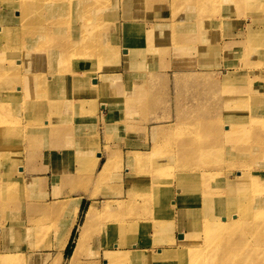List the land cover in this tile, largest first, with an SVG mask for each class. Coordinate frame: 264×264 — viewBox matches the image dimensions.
<instances>
[{
  "label": "rangeland",
  "instance_id": "obj_1",
  "mask_svg": "<svg viewBox=\"0 0 264 264\" xmlns=\"http://www.w3.org/2000/svg\"><path fill=\"white\" fill-rule=\"evenodd\" d=\"M102 1L86 14L90 25H100L93 31V39L102 44L82 46L78 54L65 57L62 67L69 72L76 63L79 66L92 58L96 88L92 90V80L76 84L58 76L59 63L54 75L43 70L50 79L42 81L36 97H28V105L24 102L26 108L22 107L20 120L12 126L14 141L7 139L10 132L5 131L0 115V142L4 135L8 154L1 157L0 152V255L17 254L19 264H56L58 238L73 217L72 211L67 213L61 207L74 198L79 199L80 210L65 253H73L82 240L83 244L86 241L80 247L85 262L98 252L101 255L104 232L92 234L91 223H84L85 212L94 200L100 208L112 201L109 212L118 213L121 208L115 200L131 206L144 198L147 192L137 194L131 202L118 198L121 177L127 182L129 158L141 162L138 167L145 170L146 163H154L149 160H161L165 168L153 175L159 179L157 185L148 186L149 181L138 178V182L136 178L132 181L142 190L149 187L158 192L161 186L172 194L164 199V226L156 227L167 235L156 236L160 240L156 244L139 237L134 243L142 254L146 249H168L172 246L168 243L175 240L176 244L179 233L187 230L188 221L192 225L201 221L189 218L176 206L184 190L181 175L189 177L183 184L186 190L192 186L222 192L226 181L243 180V175L246 179L248 171L251 185H257L260 196L264 194V11L254 10L261 3L254 7L258 0ZM82 14L74 12L37 46L38 51L53 48L50 42L57 36L65 38V44L70 37L72 41ZM141 49L148 51L141 53ZM26 57L25 52L8 67L17 63L23 67ZM138 72L144 73L143 81L136 80ZM18 95L14 90L4 98L16 103ZM43 103L52 106L46 108ZM59 105L67 106L66 112L55 108ZM48 120L52 121L49 125ZM76 141L84 143L83 150L63 152V147L75 146ZM153 144L158 146L155 151ZM200 149L205 153L187 152ZM97 152L101 153L98 169L111 155L115 158L108 178L101 180L99 173L84 171L86 166L83 168L81 162L82 157L89 161L98 157ZM236 153L240 158L234 156ZM221 160H226L225 169L221 166L213 179L200 180L192 172L178 171L179 166L205 167ZM155 192L153 199L159 195ZM205 200L215 203L216 195L212 192ZM197 201L195 192L186 207L199 206ZM241 211L238 209V214ZM103 213L104 209L101 216ZM238 219L240 224L223 230L226 237L206 238L202 245L206 250H226L229 261L236 264H264V207L252 212L251 218ZM156 229L149 230L151 236ZM215 260L221 262V256L206 255L205 264Z\"/></svg>",
  "mask_w": 264,
  "mask_h": 264
},
{
  "label": "bare ground",
  "instance_id": "obj_2",
  "mask_svg": "<svg viewBox=\"0 0 264 264\" xmlns=\"http://www.w3.org/2000/svg\"><path fill=\"white\" fill-rule=\"evenodd\" d=\"M234 1L239 3L243 2V0ZM260 3L261 5L259 6V9H254L256 12H259L260 9L261 12L264 11L262 0H258L252 5L256 7ZM102 4V0H0V115L3 114V127H6L5 131L10 132L9 137L7 138L8 140H13L11 138L12 126L16 121L20 120V113L23 110L22 107L25 106L26 108V105H28V97H36V94L43 88L41 85L42 81L45 80V82H47L46 80L50 79V75H45L44 71L53 73L55 72L56 66L60 63V71L56 72L58 76L64 79H73V82L76 84H84L85 82H90L92 80V83L94 84L92 90L96 88L97 80L92 73L93 69L90 68V65L94 64V62H90L92 58L85 59L87 64L82 63L77 66L76 63L74 65L75 68L69 72H65V69L62 67L65 65V57L68 55L74 56L78 54L83 47L89 46L91 42L102 44L101 40L93 39V31L100 25H90L86 16V14L91 12V9L94 6L95 9ZM15 11L18 14L11 16L10 13L14 12L15 14ZM74 12L76 14L84 12V14H82L83 17L78 24V33L73 35L72 41V37H70L68 43L65 44L67 40L61 36H57L58 39L56 41L50 42L51 45L53 44V48L51 46L47 51H38L37 46L59 30L61 24L67 22ZM102 22L103 20L101 23ZM251 35L258 36L257 33H252ZM261 46H264V39L261 40ZM261 49L264 53V47H261ZM139 51H141V53H147L148 49H141ZM25 52L27 53V57L23 67L20 63H17L14 67H8L13 63L18 62L19 57L24 55ZM54 74L55 73H53V75ZM256 75L258 76L259 73L256 72ZM135 76L136 80L143 81L144 73L138 72ZM94 80H96V82ZM14 90L19 91L17 102L14 103L5 100V94ZM47 94L48 93H46V95ZM24 98L26 100H24ZM24 102L27 104L25 105ZM127 102L129 105L130 102ZM42 106L51 108L52 105L43 103ZM55 108L60 111L62 110L63 112H66L68 109L65 105H59ZM49 123L51 124L52 121L48 120V125ZM229 130H232V128ZM3 139L4 135L0 142L1 157L8 156L3 144ZM21 139L22 133L18 134L19 143L21 142ZM156 146L157 144H153V151L157 149ZM83 147L84 143L82 144L80 141H76L75 146L68 145L63 147V152L70 154L73 151L83 150ZM184 152L186 153L185 149ZM187 152L188 154H203V152L205 153V150H187ZM97 154L98 157H95L90 161L82 157V167L84 168L86 166L84 171H90L92 174L95 172L99 173V180L102 178H108L109 173L113 168V163H115V158L111 155V158L101 162V167L98 169L101 153L97 152ZM234 156L240 158L241 155L236 153ZM136 161L137 160H133V158H129L128 166L125 168L128 171L127 182L124 180L122 181L121 177L117 187V194L118 198L121 199L126 197L131 202L137 194L147 192L145 195H142L144 198L142 200L137 199L135 202L137 204L136 206L135 203L131 206H122L125 205V202L115 200L114 202H117L121 208L118 213L109 212V206L112 204V201L104 202L103 208H100L97 201L94 200L90 203L85 212L84 223L85 221L91 223L92 234L97 235L98 233L104 232L105 240L102 243L104 246L103 253L101 252V255L99 254V243H96L95 251L98 252V254L96 253V256H94L93 259L89 258L90 256L87 257L89 261L85 262L82 258L80 247L84 245L86 241L83 244L82 240H80L74 248V252L68 256L66 255L65 249L68 245L80 210L79 199L74 198L72 201L65 204L64 208L61 207L67 213L72 211L71 214L73 217L67 222L68 224L64 233H60L61 235L58 238V244L56 245L57 254L54 258L55 263L205 264L206 255L210 258H215L218 254L221 256V262L215 260L212 264H236L234 261H229V253L226 250L219 252L217 251V248L213 247H211V250H206L202 243L206 241V238L223 235L226 237V233L223 230L226 229L225 231H227L231 225L233 227L234 225L240 224L238 218H251L252 212L257 208H261V206L264 207V194H261L260 196V191H258L259 188L257 185H251L249 181L250 179H248V176L250 175L249 172L246 171V179L243 175L241 176L243 180H236L235 182L226 181L222 192L215 191L213 188L212 190L203 191L199 187L193 188L192 186L188 187L186 190L185 185L188 182L189 177L181 175V181L185 185L180 184L184 187V190L179 194L176 206L182 208L187 215L189 214V218L199 217L201 218V221L193 225L189 224L188 221V225L186 226L187 230L185 231L186 233L180 232L179 234L181 237L177 239L178 242L175 244V240H172L171 243H168L169 245H172L168 246V249L164 247L163 249L160 248L156 251L150 252L146 249L142 254L134 243L139 237L142 236L143 242L156 244L157 241H160L156 236L162 238L167 235V233L163 234V230L160 231L158 228L156 229V227L161 228L164 226L161 223V219L167 216V211L163 206L164 199H168L169 194H172L168 189L159 186L157 187L159 189L158 192L156 191L159 195L158 197L155 196V199H153L155 191L153 192L152 188L148 187V190H142L138 183H133L132 179L138 178L141 181H149L150 184H148V186H155L159 183V179L153 175H155L159 168H165V166L161 167L163 163L158 158L149 160L150 162L156 163V165L154 163H146V170L138 167L141 162ZM225 161L226 160H221L218 163H213L205 167L192 164L191 166H179L178 171L180 173L192 172L194 175H197L200 180H203L204 178L213 179L219 168L226 163ZM170 167H173V165H170ZM223 168L225 169V165ZM239 173L240 175L242 174L241 172ZM195 192L199 197V201L196 203L199 206L186 207V205L189 204L191 195ZM212 192L216 195L215 203H210L205 200V197L212 194ZM261 193H263L262 190ZM148 195L150 197H147ZM173 206L175 207V205ZM173 206L169 209H173ZM103 209L104 215L101 216ZM125 209L128 211L124 212ZM238 209L242 210L241 214H238ZM92 221H95L93 227ZM190 225L192 226L190 227ZM171 227L172 229L175 228L173 224H171ZM150 229H156L153 236L149 233ZM251 229H253V227ZM120 234H122V236L119 239L117 236ZM171 234H175L174 231H172ZM191 237H193L192 242ZM179 242H182L181 246L178 244ZM198 242L201 243L200 246L193 245ZM228 242L231 243V241ZM159 244L160 243H158V245ZM133 246L134 248H132ZM209 251H211V254L208 255L207 252ZM233 257L236 258L238 255H234ZM18 260L17 254L14 253L0 255V264H19ZM236 261H239V257Z\"/></svg>",
  "mask_w": 264,
  "mask_h": 264
},
{
  "label": "water",
  "instance_id": "obj_3",
  "mask_svg": "<svg viewBox=\"0 0 264 264\" xmlns=\"http://www.w3.org/2000/svg\"><path fill=\"white\" fill-rule=\"evenodd\" d=\"M96 82V80H94ZM179 237H181V235H179Z\"/></svg>",
  "mask_w": 264,
  "mask_h": 264
}]
</instances>
